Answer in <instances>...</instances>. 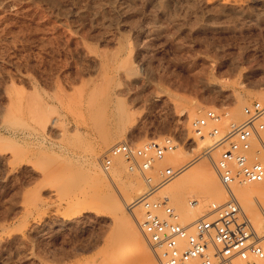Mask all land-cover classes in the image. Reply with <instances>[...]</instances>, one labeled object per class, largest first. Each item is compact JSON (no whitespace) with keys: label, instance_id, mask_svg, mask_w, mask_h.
<instances>
[{"label":"rangeland","instance_id":"374dc122","mask_svg":"<svg viewBox=\"0 0 264 264\" xmlns=\"http://www.w3.org/2000/svg\"><path fill=\"white\" fill-rule=\"evenodd\" d=\"M255 93L264 0H0V264H117L108 246L137 236L145 252L119 264H161L147 215L169 206L186 222L229 198L214 142L244 107L264 104ZM121 141L134 158L114 155L105 168ZM152 142L161 155L150 147L142 167ZM206 178L218 188L196 193ZM241 186L231 184L237 197ZM254 229L264 237V224Z\"/></svg>","mask_w":264,"mask_h":264},{"label":"built area","instance_id":"2783aa9c","mask_svg":"<svg viewBox=\"0 0 264 264\" xmlns=\"http://www.w3.org/2000/svg\"><path fill=\"white\" fill-rule=\"evenodd\" d=\"M243 114L241 121L231 123L214 142V146L224 145L213 165L228 200L212 203L206 214L186 222H180L169 206L163 207L162 215H147L142 231L153 248L161 249V264H264V237L251 228L231 191L234 182L264 179V104L246 106ZM208 115L220 119L214 112ZM205 125L206 118L199 119L195 133L202 135ZM216 131L214 128L208 134ZM150 147L155 148L156 156L161 155L155 142L144 144L142 167L153 160ZM114 155L132 160L133 147L127 141L113 144L103 154L105 168Z\"/></svg>","mask_w":264,"mask_h":264},{"label":"bare ground","instance_id":"6f19581e","mask_svg":"<svg viewBox=\"0 0 264 264\" xmlns=\"http://www.w3.org/2000/svg\"><path fill=\"white\" fill-rule=\"evenodd\" d=\"M126 1V0H125ZM255 94H257V101L259 102V103H262V102H264V93H255ZM251 96V95H250ZM252 99V98H251ZM103 119V118H102ZM118 119V118H117ZM115 120V119H114ZM96 122H98V121H96ZM95 122V124H97ZM102 122H103V120H102ZM116 122H117V120H116ZM115 122V123H116ZM101 123V122H100ZM94 124H92V126H93ZM101 125V124H100ZM113 125V124H112ZM94 127V126H93ZM98 127H101V126H99V124H98ZM111 129H113V128H111ZM205 129H206V126H205ZM96 130H98V128H96ZM206 133V132H205ZM105 134V133H104ZM194 134H196L195 133V131H194ZM106 135V134H105ZM208 135V134H207ZM206 135V136H207ZM109 136V135H108ZM108 136H105L104 137V141H105V143H110L109 141H111L110 140V137H108ZM201 136V137H200ZM197 137V136H196ZM199 137L200 138H203L202 137V135H199ZM112 138V137H111ZM197 139L199 140V138L197 137ZM206 139H207V137H206ZM199 142H200V140H199ZM171 151V150H170ZM169 151V153H171V154H175L176 156H179L180 154L182 155V154H184V152H182V150L181 149H177V150H174L173 152L171 151L170 152ZM170 155V154H169ZM174 155V157H176ZM171 157H173V156H171ZM215 162V161H214ZM194 164V163H193ZM171 167H169L168 169L169 170H171L170 169ZM215 169V168H214ZM216 172V171H215ZM189 175L190 174H186L185 175V177H189ZM210 176H211V174H209ZM212 177V176H211ZM144 179H146L147 181H148V176H146V174L144 175V177H143ZM262 181V180H261ZM246 183V181L245 182H240V181H238V182H236V184L237 185H242L241 187H243L244 186V184ZM148 186H152V184L150 183V182H148V184H147ZM148 186H146L147 188H149ZM218 188V184L216 183V181L214 182L213 180H211L210 178H206V179H204V182L202 183V186H201V188H200V190L198 191H196V193L197 192H200V194H202V195H205L207 192H209V191H213L214 189H217ZM148 191H149V189H148ZM231 191H232V187H231ZM233 192V194H234V191H232ZM147 193V191H145V192H143L141 195H140V199L141 198H143L144 196H146L145 194ZM194 193H195V191H194ZM195 193V194H196ZM242 195L241 196H235L234 195V197H235V199L238 201H241V204H242V212L244 213L245 211H249V212H251L252 213V217H253V221H254V223H253V225L251 224V222L248 220V223H249V225L251 226V228L252 229H254V225H256V226H258V225H260V224H264V183H263V185L262 186H256V184H254V183H252V182H249L247 185H245L243 188H242ZM252 196H254L255 197V199L257 200V208H255V206H254V204H253V202H252ZM101 197V196H100ZM175 197H177V196H175ZM99 198V197H98ZM97 198V199H98ZM105 198V197H104ZM173 198H174V196H173ZM176 198H174L173 200H175ZM99 200V199H98ZM102 200V202H100ZM101 200H99V204L101 203L102 205H106V203L108 204L109 202H107V200H109V199H104V200H106V202L104 203V200H103V197L101 198ZM173 200H172V204H173ZM228 200V199H227ZM226 200V201H227ZM138 201V200H137ZM136 201V202H137ZM226 201H224V202H226ZM104 203V204H103ZM213 203V202H212ZM211 203V204H212ZM215 203V202H214ZM210 204V205H211ZM216 204V203H215ZM221 204V203H220ZM240 204V203H239ZM255 204H256V202H255ZM126 207H130L131 205H133V204H131V203H128V202H126ZM175 205V204H174ZM192 203H189V204H187V205H185L183 208L185 209V210H183L185 213H189V212H191L192 211V209H193V207H192ZM210 205H209V207H210ZM174 208V207H173ZM176 210V209H175ZM204 214H206V213H201L199 216H197V217H200V216H202V215H204ZM196 217V218H197ZM246 217V216H245ZM195 219V218H194ZM247 219H249V218H247ZM251 220H252V218H251ZM31 227V226H30ZM143 227V226H142ZM27 230V229H26ZM28 230H29V228H28ZM127 231L128 229H127V227L126 228H124L123 229V231ZM255 230V229H254ZM140 236H137V238H135V239H133V240H130L129 238H126V239H122V240H118V241H114V242H112L109 246H108V250H107V252L109 251V252H111L110 254L111 255H114V258H116L115 260H117L116 262H117V264H119V263H126V261H127V259L129 258V257H131V255H142L144 252H145V249L142 247V242H140L141 241V239L138 241L137 239L139 238ZM147 250V249H146ZM156 250V249H155ZM156 251H158V250H156ZM108 252V253H109ZM147 253V252H146ZM149 253H151V252H149ZM148 255V254H147ZM144 256V255H143ZM121 260V262H118V261H120ZM147 260V259H146ZM149 260V259H148ZM136 263L135 264H144L143 262H147V261H144V259L143 258H141L140 256H137L136 257ZM153 262H155V261H153ZM152 262V263H153ZM161 263H162V261H161ZM151 264V263H150Z\"/></svg>","mask_w":264,"mask_h":264}]
</instances>
